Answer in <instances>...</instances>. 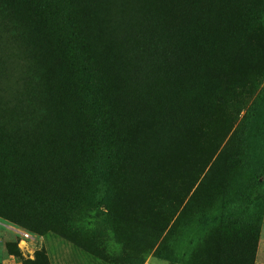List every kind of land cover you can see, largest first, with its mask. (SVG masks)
<instances>
[{
  "label": "trees",
  "instance_id": "obj_1",
  "mask_svg": "<svg viewBox=\"0 0 264 264\" xmlns=\"http://www.w3.org/2000/svg\"><path fill=\"white\" fill-rule=\"evenodd\" d=\"M246 1L163 0V6L160 3L162 15L153 13L149 19L151 20L149 27L156 32L146 37L149 41L135 44L133 40L139 38V35L135 34V31H130V49L128 46L126 54L134 52L139 54L141 59L147 57L142 54L147 53L149 56L146 60L148 62L140 68H132L129 63H117L118 60L124 62L125 59H120L121 53L110 43L112 46L110 49L119 55L116 58L117 62L109 66L113 75L118 76L120 72L129 81L143 83L148 75L155 73L154 63H157L161 64L160 68L169 76V83L165 84L167 94L163 93L148 100V97L146 98L145 102L149 107L147 113L142 116L143 119L138 121V128L119 132L115 121L121 120L129 128L128 119L125 114L120 115L108 97H103L101 82L94 83V79L90 78L96 74V70L92 71L84 63L85 54H89L86 46L94 42L95 32L99 33L98 27L95 26L94 30L91 22L92 9L98 0H15L16 6L20 9L19 12L12 13L14 38L23 41L29 36L32 37V44L28 42L23 44L26 48L21 51L27 53L23 56V69H28V65L34 59L33 56L38 52L35 48L37 39L40 42L38 49L46 52L49 57L45 60L50 65L53 61L59 73V60L68 56L62 48L71 45V53L74 54L72 62L78 68V72L75 74L70 69L69 77L62 73L60 76L64 77H59L54 86L67 95L68 108H71L72 114L75 109L77 113L80 112V92L89 98L88 102L91 103L89 110L93 112L85 126L87 127L85 135L73 133L75 128L73 117L67 120L59 132L47 127L49 114H38L31 110V103L26 97L30 87L24 85L27 72L15 84L17 89L21 90L18 93H21L24 101H16L15 97L5 99L9 92L14 95L17 90L10 89L4 82L7 76H10L15 62L0 48V217L38 235L53 230L69 242L92 253L93 249H87L89 245L86 246L87 241L90 242L93 236L89 232L90 229L73 223L83 224L82 218H74L87 210H96L101 201H97V198L96 203L93 201L95 205L92 208L81 207L75 210L68 200L58 196L61 190L63 193L67 192L63 178H74L80 183L78 188H83L82 191L91 196L97 189L111 191L109 182L102 186L95 185V182L101 181L102 175L106 172L116 173L122 170L120 176L126 180L122 181L124 186L122 194L115 202L123 204L120 209L123 212L118 215L122 224L111 222L110 203H104L106 210L98 211L96 216L102 215V234L107 235L110 232L120 237L119 230H122L125 233L122 238L126 239L127 235L134 234L138 250L147 249L157 239L160 229L166 225L169 217L210 163L189 197L198 203V207L203 208L206 199L212 194L211 184L213 185L214 179L217 178V175L214 176L216 171L221 172L225 187L228 179L227 165H237L232 152L235 149L239 153L243 151L244 116L234 126L236 115L249 99L258 78L264 75V63L258 72L247 69L249 65L247 59L251 56L250 50L253 47L248 45L246 24L240 19L239 24L235 23L230 16L231 12L239 16L240 7L244 6ZM132 6L126 5V10ZM160 9L159 7L156 10ZM132 13L136 15L134 16L136 19L130 24L133 29H136L139 21L149 22L143 20L140 11ZM191 18L200 19L209 26L214 24L210 27L215 28V39L219 46L215 56L208 57L204 50L189 53L182 47L184 32L181 25ZM126 27H122L120 34ZM257 32L258 29L251 35L252 39L261 34H256ZM139 45L144 48L133 47ZM107 53L112 54L110 51ZM210 60L213 61V67H210L212 66ZM110 61L111 59L107 57L106 62ZM23 69H20L21 74L24 73ZM87 71V77L82 78L83 72ZM205 76H211L212 81L203 82L201 92H198L192 86L200 79L204 80ZM79 77L85 81V89L80 90L76 86L77 83L72 84L71 79ZM8 80L12 81V78ZM34 88L37 90V86ZM33 93L36 97L43 94L34 90ZM160 96L162 98L159 99ZM106 107L113 110L108 111ZM137 118L138 116H133V122ZM143 128H147L146 134L153 132L150 137L153 142L159 140L163 141V144L167 143L164 150L151 156L144 170L141 168L143 162L136 165L142 153L140 151L138 154L132 146L135 140L141 137ZM232 128L231 134L219 149ZM150 139L147 141H151ZM40 146L43 147L42 150ZM63 161L69 162L64 169L60 165ZM71 162L76 164L73 165ZM61 173L71 176H64ZM257 178L256 173L245 175L234 186V200H238V208L246 209L249 204L264 199V191ZM131 180L135 181L133 186ZM200 194H203L205 199H201ZM227 205L228 201L220 196V209L216 216L219 223L216 264H225L220 261L223 257L229 261V257L242 255L243 246L248 251L247 264H251L259 231V216L249 217L243 224H239L238 222H241L239 218L228 219L227 215H224L222 210ZM148 208L151 211L155 210L154 215H157L158 209L160 212L163 210V215L159 220L157 217L151 220L145 216ZM242 225L249 227L245 229ZM75 227L82 229L78 230ZM237 238H240L241 243H238ZM242 238H246L244 242ZM5 248L19 264H48L43 250H36L32 259H22L15 243L6 242ZM173 254L166 255L165 258L178 260V255ZM142 262L143 257L139 256L136 264Z\"/></svg>",
  "mask_w": 264,
  "mask_h": 264
},
{
  "label": "rangeland",
  "instance_id": "obj_2",
  "mask_svg": "<svg viewBox=\"0 0 264 264\" xmlns=\"http://www.w3.org/2000/svg\"><path fill=\"white\" fill-rule=\"evenodd\" d=\"M156 3L158 5L153 4ZM163 0H98L96 6L92 9V26L94 30L98 27L99 33L95 32L94 42L89 46H86V50L89 49V54L86 53L84 57V63L87 67H90L92 71L96 70V74H93L92 79L101 82L103 86L102 93L103 97H108L109 101L112 102L114 108L119 111L120 115H124L128 119L129 128L121 121H115L116 128L119 132L122 131H132L136 127L138 128V121L142 120V116L147 113L149 104L147 100L151 97H157L167 94V88L165 84L169 83V76L167 72L160 68L161 64L154 63L155 73L148 75L143 83H138L135 81H129L125 76L118 72L117 75H113L109 66L116 61L119 55L115 54L110 45L113 44V48L119 51L121 54L120 59H125L124 62L117 63H129L132 68H140L147 63L148 54H142L147 56L146 59H141L140 55L134 52H129L126 54L129 44L130 31L139 35V38H135L133 42L138 44L139 42L146 43L149 41L146 37L153 35L155 30L151 29L149 23L151 20V15L161 14ZM132 4L133 6L126 10V5ZM236 4L233 6V10ZM160 10H156L158 8ZM19 7L16 6L15 0H0V48L4 53H6L11 59H14V66L11 69L10 76L4 81L9 88L16 90L15 85L20 81L22 76L24 77L25 72H27L24 78V85L30 86L27 91V98L31 103V110H34L38 114L48 113L49 116L46 121V126L59 132L66 125L67 120L70 117L74 118L75 128L73 133L79 135H85L87 130V123L90 119V115L93 112L90 109L89 98L80 92L81 97L80 112L77 113L75 109L74 114L70 112L71 108H68L67 95L62 92L60 88L55 87V83L59 81V77L62 73L63 75H68L70 69L73 73L77 74V67L74 65L72 60L74 59V54L71 53V45H65L62 51L68 53V56L64 59H60L59 70L52 64H48L45 59L49 58L46 52L38 49L40 42L37 39L35 41V48L38 52L33 56L31 63L28 65V69H23V56L27 53H22L24 48L23 44L27 42L32 44V37L22 41H17L14 38L13 27L14 24L11 22L12 13L19 12ZM156 10V11H155ZM133 11H140L141 17L144 21L149 20L148 23L139 21L136 24V29H133L130 25L136 18ZM132 13V14H131ZM135 16V17H134ZM231 19L239 24V19L246 24L245 33L248 36L249 43L252 45L253 49L250 50L251 56L247 59L249 65L247 69L254 70L258 72L261 64L264 63V0H247L240 7L239 16L235 12H231ZM197 19V18H196ZM189 19L186 23L182 24V32H184V46H182L189 53L195 51L206 52V55L215 56L216 49L218 45L216 43V33L215 28H211L214 24L210 25L200 21V19ZM4 21V24H2ZM15 22V21H14ZM128 22V24H126ZM233 22V23H234ZM161 24L164 26L163 20ZM96 26V27H95ZM123 26H128L122 34L121 29ZM254 26V27H253ZM251 27H253L251 29ZM258 29L256 34H260L257 38H251V35ZM156 33V32H155ZM154 33V34H155ZM255 34V35H256ZM219 37V36H218ZM109 40H112L110 42ZM141 47L143 46H133ZM149 49V48H148ZM110 51L112 54L107 53ZM76 52V51H75ZM74 52V53H75ZM39 54V55H38ZM107 57L111 59L110 62H106ZM26 60V59H25ZM211 61V60H210ZM246 61V60H245ZM12 61H9V63ZM213 67V61L210 62ZM11 66V65H10ZM164 67V65H163ZM251 67V68H250ZM24 73L21 74V70ZM124 70L126 67L124 66ZM12 73V76H11ZM120 74V75H119ZM88 71L83 72L82 78L87 77ZM217 76V74L215 75ZM11 80H8L9 78ZM77 75L75 76V78ZM71 79L72 84L77 83L79 89H85V81L79 79ZM8 80V81H7ZM212 81L211 76H205V79H200L198 83L193 84V88L198 92H201L203 82ZM55 82V83H54ZM23 85V86H24ZM34 86H37L35 90ZM20 89L15 91V94L8 93L5 99H12L15 97L16 101H24L21 97V93H18ZM34 91L42 92L43 94L39 97L35 96ZM21 91V90H20ZM78 91H73L76 93ZM162 96L159 97V99ZM108 111H112L110 107H106ZM118 117L120 116L117 114ZM133 116H138L137 120L133 122ZM234 126L239 123L243 118V134L244 142L242 143V152L239 153L236 149L232 152L234 159L237 160V165H227L226 172L228 174L227 182H225V187L221 178V172L216 171L215 175L217 178L214 179L213 185L211 184L212 194L210 198L206 199L204 207H198V203L193 201L192 198L189 199L194 189L202 179L209 164L204 168L203 172L200 174L197 181L189 190L188 194L183 198L182 202L178 205L175 212L169 217L165 226L160 229V234L155 241L147 249L141 248L138 250L137 239L135 236L127 235L126 239L122 238L125 233L119 230V236L113 235V233H108L107 235L102 234V215L96 216V213L104 212L106 206L104 203H110L112 206V218L111 222L122 224L119 221L118 215L123 211L120 210L123 204L117 203L116 199L122 194V188L124 178H121L120 173L122 170L116 171V173L109 172H99L105 173L102 175L101 181H96L95 185L102 186L104 183L109 182L108 185L111 191L106 190H95L91 196H87L82 190L78 188L80 184L74 178L70 177L67 179L63 178L64 185L67 187L64 192H59V197L68 200L70 206L75 210H79L81 207L92 208L95 204L93 201H101L95 210H87L83 214L76 216L74 219L82 218V223L74 222L76 226H83L84 229H90L92 233V238L90 242L87 241L86 246L89 245L87 249H93L92 253L88 252L85 248L82 249L75 244L64 239L61 235L53 230H48L42 235L36 233H31L30 239L15 240L11 231L8 229V225L19 226L16 223L8 221L0 217V264H14L18 260L12 257L6 251L5 243L11 242L15 243L16 248L19 251V257L22 259H32L34 258V252L36 250H43L46 254L48 264H136V260L139 256L143 257L142 264H216L215 259L218 257L216 252L217 246V227L219 225L216 221V216L218 210L220 209V196L228 201V205L222 210L224 215H227L228 219L239 218L243 224L249 217L256 216L259 222V231L257 240L255 243V249L251 259V264H264V199L258 200L249 204L246 209L244 207L238 208V200H234L233 189L236 184L245 175H258L257 181L259 182L261 189L264 191V75L258 78L256 86L253 88L249 99L243 108L238 111L236 115ZM70 128V127H69ZM147 128H143L140 138H137L132 144L135 151L139 154L141 151L142 157L139 161H136V165L143 162L141 168L146 169L151 156L156 155L166 148L167 143L163 144V141H155L150 139L153 132L146 134ZM233 128L230 129L227 136L222 141L219 149L224 145L227 138L231 134ZM71 131V130H70ZM135 133V131H134ZM146 134V135H145ZM140 134H137L139 136ZM150 139L151 141H147ZM41 147V148H40ZM42 150V146H40ZM218 149V151H219ZM233 149V148H232ZM215 153L214 156L218 153ZM213 156V158H214ZM213 158L211 160H213ZM138 159V158H136ZM63 160V159H60ZM228 162V160H227ZM69 162H61V168L63 169L68 165ZM72 163V162H71ZM75 165L76 163H72ZM71 168L70 166H68ZM100 167V166H98ZM58 176L57 174H55ZM64 176L65 173H61ZM59 179H61L59 177ZM131 186L135 184V181L131 180ZM229 187V189H228ZM135 188V186H134ZM94 197V200H92ZM69 198V199H67ZM201 199H205L203 194H200ZM136 200V199H135ZM134 200H132L133 202ZM84 202V203H83ZM146 217L151 220L156 217L158 220L163 215L158 209L157 215H154L155 210L151 211L150 208L146 209ZM166 218V215L164 216ZM238 226V225H237ZM21 227V226H20ZM249 226L242 225V228H248ZM25 229L24 227H21ZM75 229L81 230L80 227H75ZM27 230V229H25ZM240 238H237L238 243ZM246 238H242L244 242ZM244 247V246H243ZM242 247V255H235L234 257H229V261H226V257L220 259L221 262L225 264H247V253L246 248ZM142 251V252H141ZM178 255V260H169L165 256ZM17 260V261H16ZM243 263H242V261Z\"/></svg>",
  "mask_w": 264,
  "mask_h": 264
},
{
  "label": "built area",
  "instance_id": "obj_3",
  "mask_svg": "<svg viewBox=\"0 0 264 264\" xmlns=\"http://www.w3.org/2000/svg\"><path fill=\"white\" fill-rule=\"evenodd\" d=\"M7 227L11 231V234L14 236L13 237L14 239L24 240V239H30L31 238V233L29 231L21 228V227H18L15 225H8ZM14 264H19V262L17 261Z\"/></svg>",
  "mask_w": 264,
  "mask_h": 264
}]
</instances>
